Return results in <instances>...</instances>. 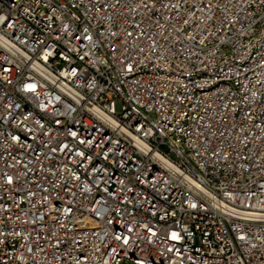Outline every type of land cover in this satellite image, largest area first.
Returning <instances> with one entry per match:
<instances>
[{"label":"built area","instance_id":"obj_1","mask_svg":"<svg viewBox=\"0 0 264 264\" xmlns=\"http://www.w3.org/2000/svg\"><path fill=\"white\" fill-rule=\"evenodd\" d=\"M264 264V0H0V264Z\"/></svg>","mask_w":264,"mask_h":264},{"label":"rangeland","instance_id":"obj_2","mask_svg":"<svg viewBox=\"0 0 264 264\" xmlns=\"http://www.w3.org/2000/svg\"><path fill=\"white\" fill-rule=\"evenodd\" d=\"M122 264H131L130 262H124V263H122Z\"/></svg>","mask_w":264,"mask_h":264}]
</instances>
